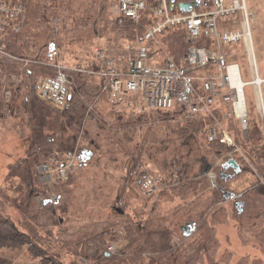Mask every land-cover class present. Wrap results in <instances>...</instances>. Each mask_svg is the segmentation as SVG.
Wrapping results in <instances>:
<instances>
[{"label": "trees", "instance_id": "trees-1", "mask_svg": "<svg viewBox=\"0 0 264 264\" xmlns=\"http://www.w3.org/2000/svg\"><path fill=\"white\" fill-rule=\"evenodd\" d=\"M19 1L26 6L27 19L19 32L6 39L5 46L13 56L31 62L27 65L4 62L7 72L22 76L23 81L21 85H11L10 99L4 100L0 95V105L2 102L9 105L14 94L21 95L22 119L29 131V139L25 157L8 166L4 179L5 185L9 189L16 188L23 198L22 203L16 205L21 214L18 224L5 216L4 205L0 203V249L26 247L30 257L40 259L44 264H66L67 256L72 257L68 264H144L148 256L156 264H185L182 249L185 243L193 239V246L198 252L193 264H217L215 256L220 242L216 225L228 212L239 224L243 240L246 234L251 233L255 242L263 246L264 140L259 120L250 123L249 118L246 137L249 146L245 147L238 137L232 143L224 134L217 141H209L207 127L213 120L210 117L187 119L180 106L169 111H134L127 116L113 114V121L107 129L100 127L101 133L94 135V138L88 135L89 130L86 129L87 135L84 137L88 141L81 148L77 140L82 125L87 119H94L91 113H102L97 102L102 95L104 80L94 81L88 74L65 70L71 80V94L67 107L62 111L50 107L37 96L40 80L56 74L53 59L57 41L52 40L55 36L50 29L49 12L63 21L71 22L70 37L76 39L71 38L70 41L90 44L94 39L104 38L109 45L119 48L122 47L121 40L127 43L143 40L145 28L152 21L155 1L146 0L147 8L137 23L123 17L112 19L109 16L110 5L104 0H51L49 6L46 0ZM172 1V11L183 13L179 4L189 0H169V3ZM200 6L209 7V0H201ZM34 37H40L39 41ZM45 38H48L46 43L41 44ZM160 42L176 62L182 59L189 45L182 28L169 31ZM193 45L209 46L210 40L201 38ZM250 103L247 96L248 110ZM239 146L246 157L243 156L244 159L237 151L234 152ZM100 150L110 162H116L118 156L129 158V163H125L129 169L128 177L125 176L126 179L119 186L117 198L119 206L116 216L123 220H102L87 226L70 225V220L64 218L68 212L67 206L62 204L73 184V171L66 180L58 179L59 184L53 185L54 197L44 199L39 205L34 185L37 165L53 158L64 160L74 152L77 155L76 166L82 170L88 167L96 151ZM162 156L161 189L149 215L145 219L141 218L142 213H135L134 218L138 222L125 218L124 210L130 204L128 194L137 196L135 188L138 186L140 189L141 182L149 175L145 171L136 173L135 169L144 160L159 164ZM230 158L238 163V172L232 167H225V162ZM208 170L216 173L217 188L210 191L213 196L203 199L199 197L200 194L209 191V180L205 173ZM245 174L253 176L251 184L240 191H232L229 185ZM174 198H180L181 203L168 208L158 218L155 214L158 204L161 201L173 202ZM221 203L228 205L229 211L218 206ZM60 211L62 213L58 215ZM114 244L121 246L113 252L108 251V247Z\"/></svg>", "mask_w": 264, "mask_h": 264}, {"label": "built area", "instance_id": "built-area-1", "mask_svg": "<svg viewBox=\"0 0 264 264\" xmlns=\"http://www.w3.org/2000/svg\"><path fill=\"white\" fill-rule=\"evenodd\" d=\"M115 17L128 18L137 23L147 8L146 0H104ZM153 16L145 28L143 40L127 43L121 58H115L107 49L95 50V69L80 63L67 69L56 65V74L40 80L37 96L50 107L62 111L68 105L71 80L65 70L88 74L104 80L101 93L107 101L135 98L146 110L169 111L180 106L185 118L210 117L207 139L217 141L228 131L220 119L233 120L242 132L249 127L246 88L254 86L255 63L249 59L250 79L244 80L237 50L242 45L248 54L252 50L249 16L244 0H209V7L200 6L189 13L174 12L169 0H154ZM26 6L19 0H0V95L5 100L12 96L11 85L22 84L23 78L7 72L4 62L27 65L31 60L13 56L6 50L5 41L19 32L26 21ZM58 33V25H52ZM182 28L189 45L178 62L158 47L160 37L173 29ZM201 38L210 40L209 46H195ZM260 90V87H258ZM257 90V91H258ZM256 94V93H255ZM258 95V94H256ZM260 95V93H259ZM264 140V112L260 109ZM76 153L64 160L56 158L54 168L47 163L39 165L43 179L66 180L75 169ZM51 174H56L53 178ZM212 189L217 188V175L206 174ZM143 194L151 195L161 189L154 175H147L140 184ZM142 194V195H143ZM145 196V195H143Z\"/></svg>", "mask_w": 264, "mask_h": 264}, {"label": "rangeland", "instance_id": "rangeland-1", "mask_svg": "<svg viewBox=\"0 0 264 264\" xmlns=\"http://www.w3.org/2000/svg\"><path fill=\"white\" fill-rule=\"evenodd\" d=\"M76 1V0H75ZM77 1H88V0H77ZM149 2V0H147ZM47 5L51 4V0H46ZM246 5L249 23H250V32H251V42H252V59L255 63L256 72L258 76L264 80V0H244ZM109 7V6H108ZM110 9V8H109ZM63 14V13H62ZM109 16L112 19H115L111 13ZM49 23H52L50 29L52 31V25H58V33L54 34L52 40H56L55 57L53 63L56 65H61L67 69L74 67L77 63H80L87 69H95L96 64L94 60L95 50L96 49H107L109 54L113 57L121 58L123 55V48L127 44L126 41H120V46L116 47L113 44L109 45L104 38H97L93 41H90V44L80 41H70L72 24L67 20L63 21L60 17H56L52 12L48 13ZM57 21H51V20ZM62 25H60L59 24ZM66 23V24H65ZM65 24V25H64ZM35 26V25H34ZM34 27H32L33 29ZM36 29V28H34ZM37 31V29H36ZM185 33V32H184ZM167 33L164 34V36ZM162 36V37H164ZM186 36V33H185ZM162 37L160 39L162 40ZM187 37V36H186ZM38 42L40 37H34ZM45 38L42 43H46ZM76 39V38H73ZM122 42V43H121ZM88 44V45H87ZM158 47L163 48L167 56L171 57L167 48L161 44L159 41ZM237 50L238 55L235 58L240 62V67L242 71V77L244 80L250 79L249 71V59L250 52H245V48L241 45ZM241 57V58H240ZM251 59V58H250ZM251 59V61H252ZM83 74V73H82ZM89 76V75H87ZM90 79L94 81H100L94 76H89ZM93 77V78H92ZM39 86V85H38ZM260 90H255L254 86L247 87V96L251 105L249 107L248 117L250 118V123L256 122L260 119V109L264 112V81L259 86ZM261 91V93H260ZM38 92V89H37ZM260 93L259 101L258 95ZM19 94V93H18ZM17 96L13 101L14 96ZM13 98L8 102L9 105L1 103L0 105V203L4 205V214L13 220L16 224L21 221V214L16 208V205L22 203V198L19 192H16V188L9 189L8 185H5V176L8 171V166L16 163L25 157L26 144L29 137V131L24 125L22 119V106L20 101V96L14 94ZM101 98L97 102V107L100 108L101 114L97 115L95 112L91 113L95 117L91 120H86L84 125H82V130L80 131L77 145L81 148L87 144V139L84 135H87L86 129L89 130L88 135L94 138V135L101 133V128L107 129L109 124L113 121V114H121L127 116L129 113L142 112L147 113L150 110L144 109L135 98H126L124 100H115L108 102L104 95L100 96ZM2 99H6L2 94ZM2 101V100H1ZM249 104V103H248ZM247 104V105H248ZM136 113V114H139ZM231 122V123H230ZM221 127L228 131L229 137L233 140L238 137L245 147L249 146L246 137L248 136L245 132H242L233 120L220 119ZM231 126L233 129H231ZM249 128V127H248ZM232 142V141H231ZM232 142V143H233ZM103 151V149H102ZM237 151L242 157L243 152L242 148L237 147L234 152ZM54 154L53 156H55ZM245 157V156H244ZM243 157V159H244ZM246 158V157H245ZM47 160L46 162L52 168H54V160ZM60 159V158H59ZM219 161L218 163H220ZM40 163L39 165H42ZM125 163H129V158H124L118 156L116 162H110L107 158L102 156V152L96 151L95 156L92 159V162L88 167L78 170V166L72 172V181L73 184L69 188V193L67 195L66 201L62 206H67L68 212L64 215V218H68L71 222L70 225L76 226H87L92 225L96 222L102 220H115L121 221L123 219L116 216L118 213V188L124 182V178L127 174V169ZM217 163V164H218ZM164 164V156L159 159V164H155L149 160H144L139 163L138 168L135 169L136 173L145 171L146 174L155 175L159 183L163 179V176L160 171V167ZM36 166L35 173V187L38 192L37 201L41 205L44 199H51L54 197L55 192L53 191V185L59 184L60 181L51 179L49 177L43 179L42 173L39 171ZM130 167V166H128ZM129 170V169H128ZM53 178H56V174H51ZM128 176H126L127 178ZM125 178V179H126ZM209 180V179H208ZM253 181V176L245 174L240 179L236 180L229 185V188L232 191H240L246 186H249ZM17 182V181H15ZM14 182V183H15ZM62 182V181H61ZM18 186V184H14ZM137 186V185H135ZM137 196L129 195L130 204L125 208V218L135 219V213H142L141 218L149 215V210L153 206L152 204L155 201L157 193L160 191L146 195L141 193L138 186L135 188ZM212 190L209 182V191L201 193L199 197L203 199L213 196L210 192ZM145 196H143V195ZM192 199V198H190ZM189 199V200H190ZM181 203L180 198H174L173 202H163L161 201L155 209V214L158 215V218L165 213L168 208L173 207L174 205ZM67 204V205H66ZM222 204V203H221ZM218 206L223 207L227 211L228 208L225 203ZM62 211L58 213L60 215ZM128 215V216H127ZM137 216V215H136ZM157 220V219H155ZM239 224L232 218V214L228 212L221 221L216 225V235L219 240V248L217 250L215 261L217 264H264V245L261 246L255 242L251 233L246 234V241L243 240L242 236L239 233ZM193 240V239H192ZM192 240L188 241L183 246V260L185 264H193V261L196 258L197 250L193 246ZM245 242V243H244ZM121 244H114L108 247V251L113 252L120 248ZM257 247V248H256ZM227 258L224 259V257ZM72 257L67 256L65 258V263L70 262ZM204 259L202 258V261ZM0 264H44L40 259H33L29 256L27 248L22 247V249L17 250H1L0 249ZM85 264V263H82ZM144 264H156L155 260L152 257H146ZM197 264V263H196ZM198 264H203L198 262ZM204 264H208L205 262Z\"/></svg>", "mask_w": 264, "mask_h": 264}, {"label": "water", "instance_id": "water-1", "mask_svg": "<svg viewBox=\"0 0 264 264\" xmlns=\"http://www.w3.org/2000/svg\"><path fill=\"white\" fill-rule=\"evenodd\" d=\"M200 3H201V0H189L188 2L186 3H181L179 4V9L185 13H189L191 12L193 9L195 8H198L200 6ZM170 8L173 9V1L171 2L170 4ZM88 157L90 158V154L88 155ZM225 167H232L233 169L236 170V172L239 171V166H238V163L236 162L235 159H228L226 162H225ZM206 173V172H205ZM184 230L186 231L187 230V227L184 228ZM190 234L187 233L186 235Z\"/></svg>", "mask_w": 264, "mask_h": 264}, {"label": "bare ground", "instance_id": "bare-ground-1", "mask_svg": "<svg viewBox=\"0 0 264 264\" xmlns=\"http://www.w3.org/2000/svg\"><path fill=\"white\" fill-rule=\"evenodd\" d=\"M250 58L252 59V51L250 49ZM252 62H253V59H252ZM259 77V76H258ZM254 79H255V85H256V89L258 90V87L261 85V83L264 81L262 80L260 77L257 78L256 74H254ZM259 94H258V101H259ZM259 104H261V100L259 101Z\"/></svg>", "mask_w": 264, "mask_h": 264}]
</instances>
